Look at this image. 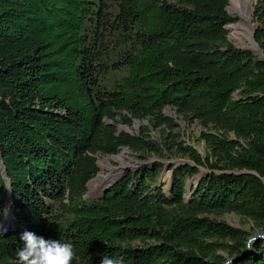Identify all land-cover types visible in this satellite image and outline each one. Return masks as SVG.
I'll list each match as a JSON object with an SVG mask.
<instances>
[{
  "label": "trees",
  "instance_id": "obj_1",
  "mask_svg": "<svg viewBox=\"0 0 264 264\" xmlns=\"http://www.w3.org/2000/svg\"><path fill=\"white\" fill-rule=\"evenodd\" d=\"M181 2L117 0L111 16L104 0H0V264L26 231L72 243L73 264H217L224 237L229 264H264V238L201 215L234 211L264 231V57L228 39V0ZM253 37L264 51V29ZM110 49L127 73L106 88ZM166 105L214 128L202 135L216 159L188 147L194 164L173 170L168 193L154 167L85 198L95 153L144 150L116 124L163 123ZM203 164L186 199L185 176Z\"/></svg>",
  "mask_w": 264,
  "mask_h": 264
},
{
  "label": "rangeland",
  "instance_id": "obj_2",
  "mask_svg": "<svg viewBox=\"0 0 264 264\" xmlns=\"http://www.w3.org/2000/svg\"><path fill=\"white\" fill-rule=\"evenodd\" d=\"M97 6L100 0H93ZM107 4L106 10L111 16L115 14L117 9V0H104ZM181 4V0H167ZM237 0H228L226 5L227 12L233 16L234 21L226 24L227 37L236 47L251 51L256 57H264V51L258 46L254 40V32L257 27L264 29V0H250L249 2V17H242L234 8V4ZM235 25H242L246 29L252 28L251 38H243L239 34L236 37ZM119 58V52L115 49H110L108 54L104 56V62H107V69L98 75V80L101 82V86L110 88L113 84L120 80L121 77L126 75L127 69L120 67L115 69L114 63H117ZM234 97H237V93H234ZM164 116V122L158 123L154 118L148 117L143 120H134L131 125L118 122L116 127L119 131H125L132 135H136L139 139L144 138L143 149L135 152L127 147L120 148L115 153H95L97 164L99 167L96 177H92L87 184V191L85 198L90 199L101 195L106 187L118 179L126 171L137 172L142 168L154 169L158 167V175L156 177V184L163 188L166 193L169 192L170 183L172 180L173 170L177 171V167L185 164H194L192 158L187 154V148H194L202 157L208 155L210 161H214L216 158L211 154L210 147L207 145L203 138L202 132L210 129L214 131V128H210V125L204 124L201 118L194 116L192 113L183 112L179 109L166 105L161 109ZM106 122L112 123L111 120L106 119ZM230 137H235L233 133H229ZM151 140L152 143L148 145L146 141ZM244 143L243 139H239ZM155 147V148H153ZM115 169L116 178L109 184L104 185L103 188L95 186L93 182L104 172L106 174L112 172ZM206 164L199 165L198 171L193 175L185 176L186 183V199H189L191 192L194 189V185L199 182V179L211 171ZM217 170V169H215ZM11 199L6 196V205L8 207ZM10 201V202H9ZM6 207V208H7ZM201 215H207L216 220H222L239 230L251 232L248 234V240L255 234L264 233L261 231L251 220L245 216L226 209H214L201 213ZM264 238V237H262ZM219 245L216 246L214 255L220 257H214L213 259L220 261L224 257L223 262L217 264H229L230 256L227 244L234 241L229 237L217 238ZM252 241V240H251ZM250 242V241H249Z\"/></svg>",
  "mask_w": 264,
  "mask_h": 264
},
{
  "label": "clouds",
  "instance_id": "obj_3",
  "mask_svg": "<svg viewBox=\"0 0 264 264\" xmlns=\"http://www.w3.org/2000/svg\"><path fill=\"white\" fill-rule=\"evenodd\" d=\"M12 264H73L76 256L74 245L62 239H46L34 232H24ZM100 264H123V260L103 255Z\"/></svg>",
  "mask_w": 264,
  "mask_h": 264
},
{
  "label": "bare ground",
  "instance_id": "obj_4",
  "mask_svg": "<svg viewBox=\"0 0 264 264\" xmlns=\"http://www.w3.org/2000/svg\"><path fill=\"white\" fill-rule=\"evenodd\" d=\"M238 2H236L234 4V8L236 9V11L244 18H248L249 17V9L248 6L250 5L249 2L250 0H237ZM235 29V33H236V37H239V34H241L242 39L243 38H251L252 36V28L250 27V29H246V27L242 26V25H235L233 27ZM116 178V174H115V169L112 170V172L106 174L104 172L100 173V175L95 179V181L93 182V184L95 186L101 187L103 188L104 185L109 184L112 180H114ZM11 221V210L9 209L7 212V215L5 216L4 219V226H8L9 223Z\"/></svg>",
  "mask_w": 264,
  "mask_h": 264
},
{
  "label": "water",
  "instance_id": "obj_5",
  "mask_svg": "<svg viewBox=\"0 0 264 264\" xmlns=\"http://www.w3.org/2000/svg\"><path fill=\"white\" fill-rule=\"evenodd\" d=\"M256 237H264V233H261V234L259 233V234L253 235L252 237L249 238L248 242L251 241V240H253V239H255ZM233 259L234 258L229 259L228 261H230V260L232 261Z\"/></svg>",
  "mask_w": 264,
  "mask_h": 264
}]
</instances>
